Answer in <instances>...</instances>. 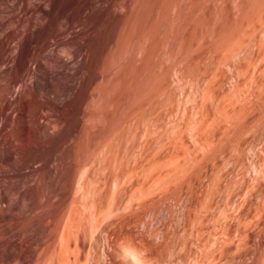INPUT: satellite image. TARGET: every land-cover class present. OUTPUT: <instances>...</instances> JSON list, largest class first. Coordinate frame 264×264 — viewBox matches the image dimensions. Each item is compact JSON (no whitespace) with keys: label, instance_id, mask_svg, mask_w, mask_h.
<instances>
[{"label":"rangeland","instance_id":"374dc122","mask_svg":"<svg viewBox=\"0 0 264 264\" xmlns=\"http://www.w3.org/2000/svg\"><path fill=\"white\" fill-rule=\"evenodd\" d=\"M58 1L92 52L69 98L0 9V264H264V0Z\"/></svg>","mask_w":264,"mask_h":264},{"label":"bare ground","instance_id":"6f19581e","mask_svg":"<svg viewBox=\"0 0 264 264\" xmlns=\"http://www.w3.org/2000/svg\"><path fill=\"white\" fill-rule=\"evenodd\" d=\"M51 1L50 0H0V9L4 8V10L6 12H10V14L13 15V17H14V18H11V20L9 21V24H7L8 26H13V27L18 26L21 30H24V31H26L29 28H34V27L40 26V29L42 28V29L48 31V33L50 35L49 38L43 39V40L39 41L38 43H36L35 47L31 51V54L29 57V62L31 64V66L28 67L27 70L24 69L26 72L25 74H30V75L36 76L40 85H43L44 87L51 88L59 98H69L73 95L82 74L85 71H89L90 69L93 68L90 61L88 62V61L84 60V55L91 56L92 52L90 50L89 52H91V54L90 53L86 54V50L88 51V40H87L88 38L85 37L84 34L81 33V31L76 30V29L74 30V28L71 27V24H70L68 17L64 16L61 19H59L58 21H55V22L51 21L52 7H50V5H49V3ZM72 4H73L72 0H59L57 2V5L61 6V7H67V6H70ZM81 7H82V4H81ZM79 10H81V9H78V11ZM17 15L19 17L15 18V16H17ZM135 25H137V24H135ZM146 26H145L144 30H143L144 27H141V29L143 31H141V30L137 31V29H134V31H137V35L139 38L136 39L135 34H134L135 37L130 35V37L131 36L133 37L132 38L133 40H134V38L137 40L135 42H132L135 44V47L138 46V45H136L137 43L142 42L141 39L143 37L141 38V34L139 35L140 32L141 33L143 32L142 36H144V40L147 41L146 40L148 38L147 33L149 31L147 30ZM128 28H130V27H128ZM30 31H32V29ZM131 31L133 32V30H131ZM85 38H87V39H85ZM138 39H140L141 41L140 40L138 41ZM14 41H16V40H14ZM118 41H119V39H118ZM146 44L147 43H145V45ZM68 47H71L73 49V52H72V54L70 53L71 54L70 56L65 52L66 51L65 49ZM135 47L132 48V51L130 52L131 56H132V53H134L133 51H135V50H133V49H135ZM120 48H122V47H120ZM117 49H118V47H117ZM115 51H118V50H115ZM115 51L113 53H115L116 54L115 56L118 57L117 52H115ZM149 51H146V48H145L146 54H144L143 56L149 57L148 56ZM121 52H123V51H121ZM14 54H15V51H14ZM14 54H12V55H14ZM126 55H128V54H126ZM109 56H111V55H109ZM117 57H113V59L112 58L111 59L115 60V61L119 60ZM123 57H125V56L123 55ZM144 57H143V59H144ZM20 59H21V55H20ZM111 59L107 58V62L108 61L109 62L106 65H109L108 67H110L112 63L115 64V62H110ZM125 61H123V62H125ZM120 62H122V61L120 60ZM138 62H141V61H138ZM142 62H144V61H142ZM73 63H74V65H73ZM114 64H112V65L115 67ZM124 65L125 64H123V66ZM108 67H106V69H105V66H104L103 68H104V70L113 71L114 68L111 69L112 68L111 67L110 69H108ZM56 72H57V74L55 75ZM105 73L106 72H104V74ZM104 77H105V75H104ZM149 97H147V99H149ZM144 98H146V97H144ZM98 99H100V98H98ZM147 99H146V101H149ZM145 104H144V107H146ZM147 104H149V103H147ZM144 107H142V108H144ZM139 108H140V106H139ZM146 109H144L145 111H143V109H140L139 112H141V111H142V113L146 112ZM137 111H136V113H139ZM63 247H64V244L61 248H63ZM61 248H59L60 252H58V250H57V253L55 251H51L50 249L48 251H46L47 249H44L42 251L37 252V254L40 255V258L44 257L42 255L47 256L48 260H50V258L54 257V256L56 258L59 257V259L61 260V261L58 260L59 262H62L63 264H67L69 262V261L67 262V259L69 257L70 251L67 249L68 247L65 249V251H63L64 249H61ZM72 254L75 255V253H72ZM25 255H26L25 258L27 260V258L30 257V256H28L29 255L28 251H27V253L25 252ZM48 260H45V261H48ZM48 264H52V260L48 261Z\"/></svg>","mask_w":264,"mask_h":264}]
</instances>
